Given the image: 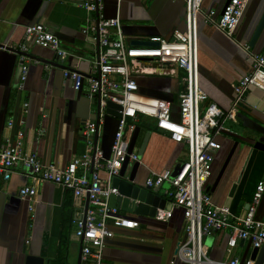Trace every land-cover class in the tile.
<instances>
[{"label":"crops","instance_id":"1","mask_svg":"<svg viewBox=\"0 0 264 264\" xmlns=\"http://www.w3.org/2000/svg\"><path fill=\"white\" fill-rule=\"evenodd\" d=\"M226 1L204 0L203 9L213 10L219 15ZM83 2L0 0V45L17 47L24 42L25 27L40 23L58 37L61 49L69 54L61 62L53 51L29 44L27 78L23 89L19 90L18 54L0 51V146L22 129L24 150L35 154L43 164H53L57 168H64L74 157L84 153L83 125L96 119L99 111L96 100L86 97V84L75 92L62 75L63 69H70L87 78L92 74L97 58V45L81 33L87 20H94L96 14L88 12L82 6ZM99 3L106 18L119 16L125 42L131 46H137L132 45L133 42L154 43L158 38L170 39L174 31L185 30L182 0H99ZM263 15L264 0H249L232 39L213 26L199 22V86L207 95L202 107L210 103L223 111L231 107L235 97L233 85L252 69L251 61L238 44L250 41ZM252 50L264 54V28ZM154 76L158 78L156 83L164 85L168 78L181 80L173 93L169 88L150 91L153 98L170 102L176 116L177 94L183 89L184 74L173 71ZM146 77L142 74L135 76V80L139 78L136 82L141 92L145 91ZM25 103L28 105L26 113ZM242 107L239 113L264 127L263 89L251 87ZM144 117L134 122L139 134L136 139L138 148L132 151L138 156L144 145L134 179L142 187L152 173L174 172L188 160L186 146L171 141L166 133L157 130L154 119L150 123ZM9 121L14 124L11 129L7 125ZM21 121L24 126L20 125ZM117 121L106 113L105 108L99 122L97 141L107 157L111 154ZM131 123L129 120L128 124ZM237 123L243 127L240 120ZM236 133L237 137L224 135L216 138L221 148L214 155L205 190L215 206L227 207L233 215L241 216L248 209L258 183L264 182V153L252 148L250 137H244L242 132ZM132 135L127 130L125 140L130 143ZM135 163L128 161L125 178L129 177ZM100 176L102 180L106 179L105 173ZM27 185H35L37 193L33 198L22 201L18 191ZM169 189V183H164L154 190L168 201L166 192ZM114 196L118 197V192ZM122 201L116 199L114 206L122 216L137 221L139 226L130 230L114 229L115 236L106 243L101 264H184L173 259L177 243L183 240L182 211L157 209L150 217V211L137 214L133 206ZM85 202L82 201L83 207H86ZM28 206L32 207L31 212ZM77 206L78 202L70 191L50 183H35L32 176L22 169L9 180H4L0 174V264H23L27 254L41 256L48 264L55 259L61 247L67 250V262L70 244L80 246L71 226ZM169 211L171 216L167 218L165 214ZM256 217L264 222V195ZM207 238L210 239L208 242ZM207 238L205 250L208 257L216 262H227V233L213 232ZM252 250L247 241H239L234 257L241 262L250 260Z\"/></svg>","mask_w":264,"mask_h":264},{"label":"built area","instance_id":"2","mask_svg":"<svg viewBox=\"0 0 264 264\" xmlns=\"http://www.w3.org/2000/svg\"><path fill=\"white\" fill-rule=\"evenodd\" d=\"M182 1L186 15L185 30L174 31L170 39L154 40L155 46L128 45L119 16L106 18L101 13L99 0H84L82 4L88 12L96 14L94 20H87L81 33L97 45V58L92 74L87 78L70 69H63L62 75L75 92L86 84V97L96 101L98 98L99 122L107 103L120 107L109 157L95 141L99 129L96 119L83 125L84 153L74 157L64 168L43 164L35 154L26 152L22 129L0 146V174L4 180H9L22 169L32 176L35 183L59 186L70 191L77 200L71 226L81 247L80 264H101L106 243L115 236L114 229L130 230L139 226L137 221L122 216L119 209L110 204V198L117 195L112 180L119 176L122 165L126 161H139L137 154L128 153L129 141L125 140V132L133 133L136 128L134 122L142 116L154 119L157 130L188 149V160L180 164L174 176L173 171L165 170L152 173L145 182V186L151 189L169 183L166 197L171 208L182 211L183 240L177 243L173 259L184 264H255L251 259L241 262L234 257L237 243L247 241L258 250L264 246V222L256 217L264 195V182L258 183L248 209L241 216L233 215L227 207L215 206L205 190L214 155L221 148L216 138L235 136L237 133L225 123L239 121L237 115L251 87L264 90V54L253 52L248 42L239 43L245 57L251 61V72L233 85L235 97L229 110L223 111L213 103L204 108L202 104L207 95L199 86L198 25L199 22L211 25L232 39L249 0H229L219 15L213 10H204V0ZM29 44L53 51L61 62L69 57L61 49L58 37L44 25L36 23L25 27L22 44L17 47L0 45V51L18 54L19 90L23 89L27 78ZM173 71L184 74L183 89L177 94L176 116L170 102L141 94L135 80L136 75H167ZM27 106L26 103L23 105L24 113ZM129 120L131 124H128ZM7 125L10 129L14 126L12 121ZM20 125L24 126V122L21 121ZM102 172L106 175L105 180L100 176ZM36 193L35 185H27L19 189L18 196L26 201ZM83 200H88L86 209L82 205ZM28 210L31 212L32 207L28 206ZM170 216V211L165 214L167 218ZM213 232H226L228 235L227 262L211 260L205 251V239Z\"/></svg>","mask_w":264,"mask_h":264},{"label":"water","instance_id":"3","mask_svg":"<svg viewBox=\"0 0 264 264\" xmlns=\"http://www.w3.org/2000/svg\"><path fill=\"white\" fill-rule=\"evenodd\" d=\"M229 0L226 1L225 5H227ZM224 5V7H225ZM224 7L221 11V13L224 10ZM264 28V15L262 16L259 24L257 25L250 41L248 42L251 47H253L258 40L262 30ZM132 45L137 46H155L156 43L152 42H133ZM97 104H98V98H97ZM120 110V107L117 105H114L112 103H107L106 105V113L112 117L117 118V120L120 118V114L118 111ZM238 119L242 122V125L244 128L249 129L255 133L258 134L257 138H250L249 142L252 144V148L254 150L260 151L264 153V127L257 124L250 118L244 116L241 113H238L237 115ZM96 124L99 125L98 117L96 118ZM139 134V128H135L132 138L129 143V149L128 153H131L134 149L136 139ZM238 134L235 136L237 137ZM95 141H97V133L95 135ZM144 145L142 146L141 150L138 152V160L141 158V154L143 152ZM128 165V161H126L120 170L119 176L115 177L112 180V186L117 189L118 197H115L114 195L110 198V204L115 205L116 199H122L123 204H130V206H133L135 209V213L137 214H143L146 211H150V217L154 216L157 209H170L171 204L163 197H159L156 193L157 191L151 188H148L146 186L142 187L141 185H138L135 183V174L138 168V162H136L133 167L132 171L128 178H125V171ZM179 169V166L176 168V170L173 172V176L175 175L176 171ZM85 209L88 205V200H85ZM124 209V208H123ZM210 239L207 238L206 242H208ZM80 253H81V247L78 248V256L76 260V264H80ZM250 259L255 262V264H263L264 260V246L261 249L254 248L252 250V254L250 256ZM23 264H45V259L38 255L33 254H27L24 258Z\"/></svg>","mask_w":264,"mask_h":264},{"label":"rangeland","instance_id":"4","mask_svg":"<svg viewBox=\"0 0 264 264\" xmlns=\"http://www.w3.org/2000/svg\"><path fill=\"white\" fill-rule=\"evenodd\" d=\"M146 80L147 82H145L146 84L143 86V90L145 91H140L139 92L143 95H146V96H150V97H154L152 96V94L150 93L151 90H165L166 88L170 89V91L173 93L174 92V88L176 87V85L178 84V82L180 83L181 80L180 79H171V78H168L167 80L164 81L165 85L162 84V83H156L158 80V78L154 75H146ZM139 79V78H138ZM136 80V81H139V80ZM160 80V79H159ZM158 98V97H156ZM159 99V98H158ZM161 99V98H160ZM146 121L148 122H153L152 118H149V117H144ZM225 126L232 129L233 131L235 132H242L244 134V137H250V138H257L258 137V134L249 130V129H246L242 126H240V124L238 123H233L231 121H227L225 123ZM240 126V127H239ZM224 136V135H223ZM138 146V140L135 144V147L134 149L137 150V147ZM70 231V230H69ZM72 232V231H71ZM77 251H78V247L76 244H70L69 246V257H68V261L66 262V264H76V260H77ZM207 252V249L205 250ZM45 264H47V262L45 261Z\"/></svg>","mask_w":264,"mask_h":264},{"label":"trees","instance_id":"5","mask_svg":"<svg viewBox=\"0 0 264 264\" xmlns=\"http://www.w3.org/2000/svg\"><path fill=\"white\" fill-rule=\"evenodd\" d=\"M241 108H243V107L241 106ZM66 251L67 250L65 248L63 249V247H61L59 249V251H58L57 256L55 257V259H53L52 261H50L48 264H66Z\"/></svg>","mask_w":264,"mask_h":264}]
</instances>
